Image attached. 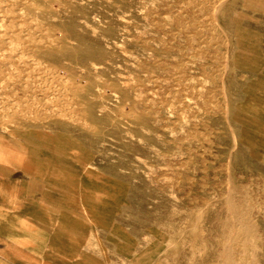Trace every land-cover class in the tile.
<instances>
[{"label": "rangeland", "instance_id": "374dc122", "mask_svg": "<svg viewBox=\"0 0 264 264\" xmlns=\"http://www.w3.org/2000/svg\"><path fill=\"white\" fill-rule=\"evenodd\" d=\"M263 255L264 0H0V264Z\"/></svg>", "mask_w": 264, "mask_h": 264}, {"label": "bare ground", "instance_id": "6f19581e", "mask_svg": "<svg viewBox=\"0 0 264 264\" xmlns=\"http://www.w3.org/2000/svg\"><path fill=\"white\" fill-rule=\"evenodd\" d=\"M12 1V0H11ZM15 2V1H14ZM7 5V4H6ZM9 5V4H8ZM13 5V4H12ZM11 6V5H10ZM9 6V7H10ZM13 6H15V4L13 5ZM180 6V5H179ZM220 6V5H219ZM223 6V5H222ZM181 7V6H180ZM3 8H4V6H3ZM219 8V7H218ZM222 8V7H221ZM9 9H11V8H9ZM14 9V8H13ZM19 9V8H18ZM22 9V8H21ZM6 10V9H5ZM219 11H220V9H219ZM20 12V11H19ZM22 12V11H21ZM216 14V13H215ZM15 16V15H14ZM176 16V15H175ZM2 20V19H1ZM3 21V20H2ZM196 21V20H195ZM30 22V21H29ZM2 24V23H1ZM20 24V23H19ZM8 26V25H7ZM24 30H26V29H24ZM214 30V29H213ZM17 32V31H16ZM212 32V31H211ZM33 33V32H32ZM9 34V33H8ZM24 36H25V34H24ZM226 36V35H225ZM26 37V36H25ZM25 37H22V38H25ZM191 39V38H190ZM202 39V38H201ZM164 40V39H163ZM35 42V41H34ZM15 43V42H14ZM13 43V44H14ZM191 43V42H190ZM7 44V43H6ZM12 46V45H11ZM21 47V46H20ZM9 56V55H8ZM21 56V55H20ZM27 57V56H26ZM25 60V59H24ZM16 61V60H15ZM35 61V60H34ZM17 62V61H16ZM36 64V62H33V64ZM32 68V67H31ZM229 68V67H228ZM27 71V70H26ZM179 72H180V70H179ZM6 78V77H5ZM56 79V78H55ZM157 79V78H156ZM32 80V79H31ZM66 81V80H65ZM156 81V80H155ZM159 81V80H158ZM164 81V80H163ZM107 82V81H106ZM185 83V82H184ZM140 84V83H139ZM211 84V83H210ZM63 85V84H62ZM202 85V84H201ZM49 87V86H48ZM45 89V88H44ZM55 89V88H54ZM201 89V88H200ZM205 90V89H204ZM32 91V90H31ZM68 91V90H67ZM34 92V91H33ZM62 92V91H61ZM202 92V91H201ZM224 92V91H223ZM26 94V93H25ZM56 94V93H55ZM152 95V94H151ZM58 96V95H57ZM56 98V97H55ZM160 98V97H159ZM198 98V97H197ZM48 99V98H47ZM53 100V99H52ZM12 105V104H11ZM36 106V105H35ZM73 106V105H72ZM212 106V105H211ZM170 107V106H169ZM174 110V109H173ZM13 111V110H12ZM170 111V110H169ZM228 111V110H227ZM228 113V112H227ZM59 113H57L56 114V116L58 115ZM26 115V114H25ZM33 115V114H32ZM50 115V114H49ZM60 115V114H59ZM61 116V115H60ZM229 116V115H228ZM2 117V116H1ZM47 117V116H46ZM59 117V116H58ZM62 117H64V116H62ZM183 119H184V117H183ZM2 120V119H1ZM186 122V121H185ZM90 129V128H89ZM183 132V131H182ZM164 170V169H163ZM229 205V204H228ZM232 209V208H231ZM230 209V210H231ZM253 214V213H252ZM228 248V247H227ZM227 251H228V249H227ZM229 253V252H228ZM227 263V262H226ZM228 264V263H227Z\"/></svg>", "mask_w": 264, "mask_h": 264}, {"label": "crops", "instance_id": "0c3cea01", "mask_svg": "<svg viewBox=\"0 0 264 264\" xmlns=\"http://www.w3.org/2000/svg\"><path fill=\"white\" fill-rule=\"evenodd\" d=\"M264 256V255H263Z\"/></svg>", "mask_w": 264, "mask_h": 264}]
</instances>
